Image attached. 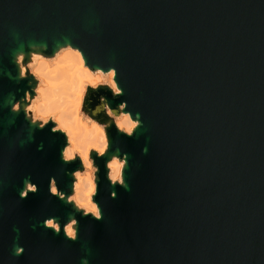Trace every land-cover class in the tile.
<instances>
[{
    "label": "water",
    "instance_id": "95a60500",
    "mask_svg": "<svg viewBox=\"0 0 264 264\" xmlns=\"http://www.w3.org/2000/svg\"><path fill=\"white\" fill-rule=\"evenodd\" d=\"M67 45L119 89L82 102L107 138L97 216L70 198L64 131L29 110L33 54ZM0 264H264V0H0Z\"/></svg>",
    "mask_w": 264,
    "mask_h": 264
},
{
    "label": "bare ground",
    "instance_id": "6f19581e",
    "mask_svg": "<svg viewBox=\"0 0 264 264\" xmlns=\"http://www.w3.org/2000/svg\"><path fill=\"white\" fill-rule=\"evenodd\" d=\"M34 56L32 72L38 76L41 83L37 88L38 100L33 103V110L36 115L54 117L58 127L65 130L68 145L63 151L64 157L71 159L78 153L86 169L85 172L75 173L72 200L97 216V206L90 200V195L94 192V182L89 171L91 168L89 152L95 150L102 154L107 147V138L104 128L98 122L93 120L89 123L83 120L79 108L87 85L95 86L100 81H107L115 93L119 92L114 81V70L103 72L100 69H90L85 65L81 52L69 45L61 47L51 58L37 53ZM115 123L118 129L127 133L137 124L128 113H122ZM107 166L109 178L112 181H119L122 161L113 157ZM89 188L90 194L86 192ZM52 191L55 192L54 187ZM47 224L58 228L52 220ZM73 224L74 221H71L64 227L69 236H73Z\"/></svg>",
    "mask_w": 264,
    "mask_h": 264
},
{
    "label": "rangeland",
    "instance_id": "374dc122",
    "mask_svg": "<svg viewBox=\"0 0 264 264\" xmlns=\"http://www.w3.org/2000/svg\"><path fill=\"white\" fill-rule=\"evenodd\" d=\"M33 57H34V61L33 62H31L29 65H28V69H29V71L38 79V76L36 75V74H34L33 72H32V68H33V65L35 64V56H34V54H33ZM51 61V60H50ZM39 80V79H38ZM40 81H39V83H38V86L40 85ZM108 82L107 81H100L99 83H97L95 86H97V85H100V84H107ZM107 85H109V83L107 84ZM38 86H37V88H38ZM87 86H90V85H87ZM86 86V87H87ZM110 86V85H109ZM86 87H85V90H84V92H83V96H82V101H81V105H80V108H79V110H80V116L83 118V120H85V121H87V122H91V121H93L88 115H86L83 111H82V102H83V97H84V94H85V91H86ZM37 88L35 89V96H34V98L30 101V104H29V110H30V112H31V115H32V117H33V119H35V120H39V121H42V122H46V121H49V120H52L54 123H55V125H56V128H58V129H61L62 131H65L63 128H61V127H58V122L55 120V118L54 117H52V116H50V115H48V116H46V117H42V116H40V115H36L35 114V112H34V110H33V103L36 101V100H38V93H37ZM114 92V91H113ZM115 93V92H114ZM109 112V111H108ZM110 114V113H109ZM121 116V115H120ZM120 116H117V117H114V119H115V121L117 120V119H119L120 118ZM124 131V130H123ZM65 133V132H64ZM65 135H66V133H65ZM75 155H78V156H80L78 153H76ZM74 155V156H75ZM74 156L72 157V158H74ZM89 159H90V157H89ZM90 161H91V159H90ZM85 167H84V171L83 172H85ZM89 171L91 172V177H92V180H93V182H94V187H93V191L95 192V187H96V185H95V181H94V172H95V167L92 165V161H91V168L89 169ZM86 192L87 193H91V189L89 188V189H87L86 190ZM94 192L90 195V200L94 203V204H96L94 201H93V194H94ZM71 199H72V196L70 197ZM80 208H82V209H84L85 211H88V212H90L89 210H87L86 208H84V207H81V206H79Z\"/></svg>",
    "mask_w": 264,
    "mask_h": 264
},
{
    "label": "snow or ice",
    "instance_id": "6c2138e0",
    "mask_svg": "<svg viewBox=\"0 0 264 264\" xmlns=\"http://www.w3.org/2000/svg\"><path fill=\"white\" fill-rule=\"evenodd\" d=\"M18 107H19V105H18ZM50 223V222H49Z\"/></svg>",
    "mask_w": 264,
    "mask_h": 264
}]
</instances>
